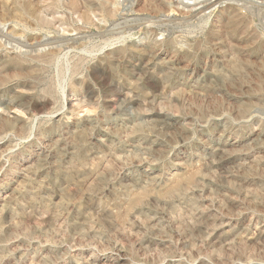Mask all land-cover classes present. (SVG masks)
<instances>
[{"label":"rangeland","instance_id":"obj_1","mask_svg":"<svg viewBox=\"0 0 264 264\" xmlns=\"http://www.w3.org/2000/svg\"><path fill=\"white\" fill-rule=\"evenodd\" d=\"M198 1L0 0V264H264V0Z\"/></svg>","mask_w":264,"mask_h":264},{"label":"bare ground","instance_id":"obj_2","mask_svg":"<svg viewBox=\"0 0 264 264\" xmlns=\"http://www.w3.org/2000/svg\"><path fill=\"white\" fill-rule=\"evenodd\" d=\"M213 2H214V4H213ZM220 2H221L220 0H200L196 4H201L202 3L203 5H201L200 8L195 11V13L193 12L192 15H194V14H195V16L200 15L205 10L206 7H208V6L212 5V4L216 5V4L220 3ZM135 3L133 2V4H135ZM0 35H1L0 45H4V44H6V42H8L13 47H18L19 48L18 45H15V44L12 43V41H17L19 43V45L21 44L20 48H22V46H25V45L22 44V39L20 41L19 40L20 38L19 39L17 38L18 36L16 37V36H14L12 34V32L9 30V27L6 28V21H5L4 17L0 18ZM4 37H5V40H3ZM66 41H67V44H66L67 46L66 47H69L72 44V42H70V40H66ZM63 43H64V41H63ZM44 44L49 45V47H48L47 51L44 50L45 52L41 55V57L48 56V57H51V58L54 57L58 52H60V50H62V48L65 45V44H60V41L59 42L47 41ZM29 46L31 48H34L33 44H30ZM26 51H29V50H26ZM21 53H23V52H21Z\"/></svg>","mask_w":264,"mask_h":264}]
</instances>
